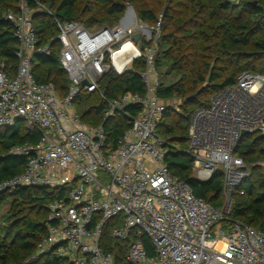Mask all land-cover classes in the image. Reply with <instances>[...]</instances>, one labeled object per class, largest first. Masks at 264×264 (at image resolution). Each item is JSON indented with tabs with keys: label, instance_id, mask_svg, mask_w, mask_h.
Returning <instances> with one entry per match:
<instances>
[{
	"label": "built area",
	"instance_id": "built-area-1",
	"mask_svg": "<svg viewBox=\"0 0 264 264\" xmlns=\"http://www.w3.org/2000/svg\"><path fill=\"white\" fill-rule=\"evenodd\" d=\"M18 2V14L6 16L15 27L19 63L13 73L0 59V129L22 121L41 136L36 144L9 150L26 166L0 183V193L38 187L61 194L46 206L49 223L37 255L54 253L65 264H115L102 245L112 224V239L129 244L126 264H264V233L229 221L232 200L213 206L166 165L168 140L158 130L169 105L158 96L155 63L160 24L142 22L130 4L113 27L90 30L79 22L57 21L59 61L69 81L62 98L53 83H38L33 71L35 55L50 52L40 46L34 24L37 9H47L37 1L38 8L29 0ZM140 60L144 95L109 99L100 89L102 78L123 76ZM81 89L100 96L105 121L130 120L116 144L104 125H90L76 111ZM129 107L137 113H129ZM244 132L264 137V75L241 73L235 85L213 94L208 106L193 114L187 153L198 181L207 183L220 171L224 192L245 194L240 187L249 177L248 164L237 154Z\"/></svg>",
	"mask_w": 264,
	"mask_h": 264
},
{
	"label": "trees",
	"instance_id": "trees-1",
	"mask_svg": "<svg viewBox=\"0 0 264 264\" xmlns=\"http://www.w3.org/2000/svg\"><path fill=\"white\" fill-rule=\"evenodd\" d=\"M36 1L53 15L39 9ZM29 4L38 8L34 24L40 46H49L50 50L48 55L37 54L33 58L35 78L38 83H53L62 98L68 94L69 81L59 61L57 21L79 22L90 30L113 27L130 4L142 22L150 27L160 24L155 56L158 96L164 101L182 99L185 107L182 112L167 108L158 130L168 140L166 165L198 198L222 207L224 204L219 201L224 193L222 173L218 171L207 183L195 176L194 159L187 153L190 120L197 110L208 106L213 94L235 85L241 73L264 75V0H29ZM18 12V0H0V59L12 67L13 73L19 63L16 56L19 44L15 27L6 16ZM144 70V61L140 60L134 63L132 72L123 76L108 73L102 78L100 89L109 99L127 93L144 95L140 78ZM194 94L197 98L186 102ZM104 108L98 94L81 89L75 101L76 111L84 122L104 125L109 141L116 144L130 127V120L121 116L105 121ZM127 110L132 115L138 111L135 107ZM40 136L38 131L27 129L22 121L0 129V183L21 174L26 166L24 158L9 155V150L17 145L36 144ZM237 154L253 164V168L240 187L245 194L237 193L229 221H238L264 233V165H258L264 162V137L245 136ZM11 196L17 202L16 215L8 226L0 227V264H65L54 253L37 255V246L49 223L46 206L61 197L59 191L28 187L0 193V206ZM33 207L43 210L46 217L35 220L32 214H23ZM111 225L104 230L102 245L114 255L115 264H126L129 244L112 239ZM142 240L152 256L151 242L146 237Z\"/></svg>",
	"mask_w": 264,
	"mask_h": 264
},
{
	"label": "rangeland",
	"instance_id": "rangeland-1",
	"mask_svg": "<svg viewBox=\"0 0 264 264\" xmlns=\"http://www.w3.org/2000/svg\"><path fill=\"white\" fill-rule=\"evenodd\" d=\"M94 99L96 100V98ZM166 102L170 108H173V110H176L177 112H182V110H184L185 108L183 105L184 101L182 99L175 98L171 101H166ZM193 108L194 106L191 107V109ZM247 164H248V175H251L253 164L251 163H247ZM258 165L263 166L264 162H259ZM237 196L238 195L235 190L231 192V196L228 192H224L223 195L220 197L219 201L225 204L227 202V199H231L232 206H233L238 200ZM15 204H17V202H15L14 197L11 196L6 202H4L0 206V227L1 228L8 226L9 225L8 222L15 218V215H16L15 207H14ZM23 214L24 215L32 214L31 217L34 218L35 220H43L46 217V213L43 210H40L39 208H34V207L30 208L26 213H23Z\"/></svg>",
	"mask_w": 264,
	"mask_h": 264
},
{
	"label": "water",
	"instance_id": "water-1",
	"mask_svg": "<svg viewBox=\"0 0 264 264\" xmlns=\"http://www.w3.org/2000/svg\"><path fill=\"white\" fill-rule=\"evenodd\" d=\"M140 37H141L140 34H136V35L134 36V39H135L136 41H138V40L140 39ZM129 72H132V69H129ZM84 84L86 85L87 82H84ZM196 98H197V95L194 94V95L188 97V98L186 99V102H192V101L195 100ZM243 135L246 136V135H248V133H247V132H244Z\"/></svg>",
	"mask_w": 264,
	"mask_h": 264
}]
</instances>
